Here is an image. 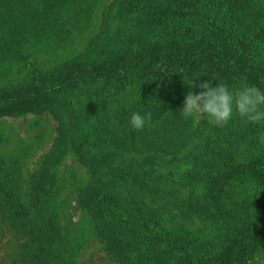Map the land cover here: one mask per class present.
I'll list each match as a JSON object with an SVG mask.
<instances>
[{"label":"rangeland","instance_id":"1","mask_svg":"<svg viewBox=\"0 0 264 264\" xmlns=\"http://www.w3.org/2000/svg\"><path fill=\"white\" fill-rule=\"evenodd\" d=\"M115 50L137 56L122 73L110 69ZM81 53L95 70L69 86L78 73L64 65ZM208 54L233 69H200ZM200 75L264 87V0H0V89L36 82L54 94L38 111L0 114V264H120L80 203L90 188L210 243L229 237L230 208L248 207L262 228L264 124L182 115ZM133 111L151 114L143 129L128 123ZM233 162L251 173L219 185ZM211 188H223L222 210ZM236 264H264V235Z\"/></svg>","mask_w":264,"mask_h":264},{"label":"trees","instance_id":"2","mask_svg":"<svg viewBox=\"0 0 264 264\" xmlns=\"http://www.w3.org/2000/svg\"><path fill=\"white\" fill-rule=\"evenodd\" d=\"M178 11V10H177ZM156 55V54H154ZM206 66L200 69L206 71L222 72L232 67L222 66L214 56L208 54ZM88 53L79 54L64 65L68 72L77 75L69 80V86H74L79 75L95 70L96 63L87 59ZM136 57L126 55L121 51H111L107 57L110 65L114 66L112 73H122L125 63L136 60ZM197 66V60L195 61ZM233 69V68H232ZM243 75L256 83V75L244 71ZM108 72V70H107ZM109 76L112 75L108 72ZM54 94L44 91L39 83L28 82L17 85H9L0 89V114H17L27 111H38L44 102H47ZM214 181L218 184L222 179H228L236 172L251 173L250 168L244 164L233 162L229 170L227 166H220ZM249 169V170H248ZM252 169V168H251ZM247 173V172H246ZM264 179V174L256 176V179ZM264 181V180H262ZM220 185V184H219ZM259 190L257 193L259 194ZM208 197L218 209H223V188H211ZM84 197L80 203L92 216L93 225L100 238L106 253L120 264H236L254 241L262 240L264 226L258 228L254 225L248 207L240 209L230 208L226 213L230 227V235L219 242L199 240L194 236H186L172 232L159 220L158 209L148 204H134L126 206L118 200L113 193L101 190L88 189L82 192ZM257 200L258 210L264 218V194ZM236 203V202H235ZM210 244L207 248L205 245ZM134 252L133 254H130Z\"/></svg>","mask_w":264,"mask_h":264},{"label":"clouds","instance_id":"3","mask_svg":"<svg viewBox=\"0 0 264 264\" xmlns=\"http://www.w3.org/2000/svg\"><path fill=\"white\" fill-rule=\"evenodd\" d=\"M201 76L191 79V90L185 94L180 109L182 115L201 114L211 123L221 126L228 124L234 116L242 118L244 123L264 124V87L243 84L232 88L218 82L215 76L200 79ZM196 87L200 90L193 92L192 89ZM150 119V113L133 111L128 123L133 129L140 130ZM259 141L264 143V136L259 137Z\"/></svg>","mask_w":264,"mask_h":264}]
</instances>
